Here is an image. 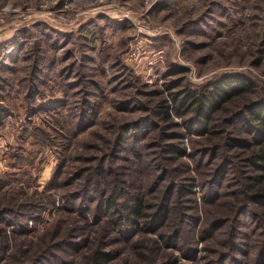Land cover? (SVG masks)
Segmentation results:
<instances>
[{
	"label": "rangeland",
	"instance_id": "rangeland-1",
	"mask_svg": "<svg viewBox=\"0 0 264 264\" xmlns=\"http://www.w3.org/2000/svg\"><path fill=\"white\" fill-rule=\"evenodd\" d=\"M175 67L186 70L167 76ZM236 73L255 86L216 114L224 135L233 129L226 118L264 93V0H0V237L8 236L0 264H94L98 250L115 257L107 264L213 261L225 228L206 240L201 232L230 212L234 198L222 207L207 204L201 185L220 158L210 164L207 156L199 168L189 154L212 143L187 133L174 111L164 121L161 108L172 103L170 79L199 86ZM87 99L94 116L82 128L76 119ZM146 117L162 130L146 137L136 160L131 145L128 152L118 148V132ZM164 141H182L186 155L153 163L149 147ZM165 171L160 189L190 177L196 183V208L176 200L172 222L183 223L180 243L197 244L195 253L165 246L143 222L141 230L113 226L71 198L89 184L92 195L107 190L127 202ZM241 175L230 179L233 190ZM160 189L147 199L155 201ZM196 211L200 221L192 226ZM252 237L240 264H252Z\"/></svg>",
	"mask_w": 264,
	"mask_h": 264
},
{
	"label": "trees",
	"instance_id": "trees-1",
	"mask_svg": "<svg viewBox=\"0 0 264 264\" xmlns=\"http://www.w3.org/2000/svg\"><path fill=\"white\" fill-rule=\"evenodd\" d=\"M185 70L175 67L168 71L167 76H177ZM183 82V79L180 78L170 79L166 82L165 87L170 94L172 103L162 106L163 120L169 123L172 120L171 112L174 111L176 116L182 118L187 133L208 137L207 142L210 141L212 144L204 148H194V151L189 154L199 168L206 164L207 156L210 164L220 158L215 163V167L210 170L206 184L201 185L202 189L206 191H204L203 198L207 204L222 207L226 198L229 196L234 198L228 214L208 223L202 229L201 239L206 240L217 230H221V227L225 228L226 238H223L221 242V250L214 249L217 257L212 259L213 261H209L208 264H226L227 262L240 264L237 256L246 255V243L253 238L252 235L257 237L254 239L252 264H264V93L258 100L245 104L240 110L226 118V123L233 129L224 135V132L222 133L221 129L217 127L216 114L233 99L253 91L255 82L242 73L217 76L199 86H184ZM31 94L33 93L31 92ZM90 103L91 101L87 99L86 104L89 108H86L81 114L79 113L76 119V123L82 128L88 127L86 123L90 125L89 121L94 116L90 113L92 108ZM154 126L155 123H151L149 117H146L123 127L118 132V148L128 152L129 145H131L130 154L132 155L130 157L139 160L142 155L141 147L146 137L155 128L159 131L162 130L158 126ZM126 134L131 137H127ZM217 134L221 135L219 141H215ZM184 135L185 133L176 134L174 139ZM166 136L170 137L171 135ZM131 139V143H128ZM167 142L154 143L149 147L151 150L150 161L156 163L163 159H180L186 155V148L180 143L182 141L179 143ZM198 154L199 157H197ZM240 171L245 172L241 175ZM234 172H239L243 176V183L233 190L230 182L233 180ZM163 173L165 174L156 176L155 182L147 191L139 189L135 193H130V199L125 200L127 202H122L120 199L115 200V195L111 193L107 195V190L97 189L95 192H100V194L92 195L94 189L89 184L86 186V190L71 195V198L75 201L80 200L78 207L86 209L88 212H95L97 218L110 217L113 226H118L123 230L133 227L141 230L139 225L143 222L165 246L179 248L185 255V252L195 253L198 250L197 244L194 247L188 245L187 239L180 243L184 230V227H181L183 223L179 221V226H173L172 222L175 218L174 203L176 200L187 199L193 206L189 208H193V210L196 208L194 207L196 206L194 191L196 183L190 177L187 180L189 182L178 184L177 181H173L167 187L163 186L160 189L167 178V171ZM86 181L87 179H85ZM120 182H125V179ZM154 183L156 189H154ZM143 189L145 190L144 186ZM159 189L161 196L155 195V201L147 199L148 193H156ZM12 210L15 212L14 209ZM26 214L27 212H23L22 215H17L16 217H21H18L16 221L24 218ZM199 221L200 215L196 211L195 215L191 217L192 226H197ZM7 222L11 225L13 219H7ZM168 229L171 231L167 232ZM7 248L8 236L5 233L0 237V259L1 254ZM114 258L111 252L98 250L93 254V263L107 264Z\"/></svg>",
	"mask_w": 264,
	"mask_h": 264
}]
</instances>
